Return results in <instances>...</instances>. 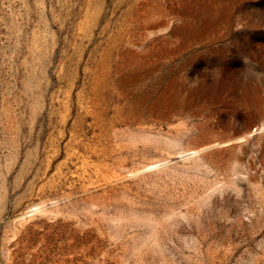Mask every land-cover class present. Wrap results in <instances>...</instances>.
I'll return each instance as SVG.
<instances>
[{"label":"rangeland","instance_id":"rangeland-1","mask_svg":"<svg viewBox=\"0 0 264 264\" xmlns=\"http://www.w3.org/2000/svg\"><path fill=\"white\" fill-rule=\"evenodd\" d=\"M0 264H264V0H0Z\"/></svg>","mask_w":264,"mask_h":264},{"label":"bare ground","instance_id":"bare-ground-1","mask_svg":"<svg viewBox=\"0 0 264 264\" xmlns=\"http://www.w3.org/2000/svg\"><path fill=\"white\" fill-rule=\"evenodd\" d=\"M241 138V137H240ZM242 139V138H241ZM157 165H159V163H153V164H150V165H148L147 167H154V166H157Z\"/></svg>","mask_w":264,"mask_h":264}]
</instances>
